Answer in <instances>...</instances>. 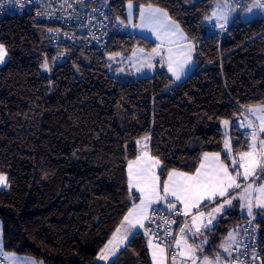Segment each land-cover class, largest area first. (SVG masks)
I'll return each mask as SVG.
<instances>
[{"label": "trees", "instance_id": "1", "mask_svg": "<svg viewBox=\"0 0 264 264\" xmlns=\"http://www.w3.org/2000/svg\"><path fill=\"white\" fill-rule=\"evenodd\" d=\"M130 1L137 9L164 8L185 30L196 64L185 81L177 84L167 70L125 81L113 76L109 56L156 45L137 33L117 32L104 48L78 47L55 44L52 27L30 13L0 24L9 58L0 67V172L10 185L0 191V220L9 253L43 264H97L140 202L129 189L127 165L140 154L136 142L147 136L148 150L162 161L161 181L172 169L194 172L205 152H219L235 173L233 156L249 150L251 137L234 124L242 109L264 105V15L249 22L238 17L222 37L206 19L218 0L110 3L125 19ZM224 120L232 125V155L225 152ZM252 218L261 230L262 264L264 212L250 217L239 207L207 232L201 257L222 255L230 231ZM112 264H153L145 232Z\"/></svg>", "mask_w": 264, "mask_h": 264}, {"label": "snow or ice", "instance_id": "2", "mask_svg": "<svg viewBox=\"0 0 264 264\" xmlns=\"http://www.w3.org/2000/svg\"><path fill=\"white\" fill-rule=\"evenodd\" d=\"M131 7L132 5L130 3L129 8ZM220 8L221 6L218 5L217 10L213 11L212 16L206 17V19L215 17L217 22H219L220 28L223 29L228 22V13L219 10ZM253 8L264 9V0H253V4L249 6L248 11L251 12ZM140 20V24L133 26L149 28L162 43L166 39L170 44L176 43L172 38L177 36L179 40L187 39L179 25L168 16L167 12L164 9L154 7L152 4L140 8ZM120 23H124V21H120ZM159 49V45L157 48H153L152 54L159 55ZM177 49L174 50L172 47L168 48L167 64L169 72L172 73L176 80H180L185 66L192 60L194 45L191 43L187 45L177 44ZM141 51L143 50L141 49ZM6 56L7 51L4 45L0 44V63L4 62ZM144 66L148 68L153 67L150 62H146ZM42 67L46 70L49 68L47 61H45ZM137 70L139 71V69ZM247 111L259 120V131L264 133V105L248 106ZM223 124L228 126L229 121L224 120ZM248 126L252 127L253 123L249 121ZM144 139L145 141L147 140V138ZM252 140L253 143L250 144L249 150L238 153V158H232L235 175L229 170V165L221 159L219 152H205L199 166L194 172L172 169L168 171L167 178L163 181H161L160 176V172L163 171L162 161L158 157L153 156L148 150L147 143H144L140 154L135 159L129 160L127 165L129 189H135L139 193L140 202L134 204L129 209L121 222V226L113 233L108 244L100 250L97 259L107 262L110 257L116 255V252L125 244L129 236L135 234L133 229L144 228L145 235L149 236L148 247L152 253L153 264H166L168 260L166 252L167 245L161 246L160 243H156L153 237H156L157 234L145 227V221H151L149 210L152 208V205L165 202L167 210L177 214H180L177 204L182 205V214L184 216H189L192 209H196L197 214L191 217V228H195L196 234H199L202 228L207 229L208 225L216 219L213 213H223L225 211V205L230 206L232 204L234 197H229V191L234 188L238 189L241 186L237 182V178L242 175L245 180H248L250 177L255 178L258 170L264 172V139L259 140V145H257V135L254 132L252 134ZM136 143L140 144L141 141L138 140ZM224 145L229 155H231L232 149L228 139L224 141ZM9 186L7 174L0 172V188H8ZM253 192L258 193L254 198L256 205L264 207V185L254 188L249 183L244 189V194L239 197L241 200L247 201L246 206L249 216L252 215L253 198L251 193ZM169 197L172 200H169ZM217 197H223L224 200L208 213L210 219L207 223H204L203 217L205 213L199 211V208L203 202L214 201ZM164 223H168V221L165 220ZM172 223H175V221H172ZM191 228L185 223L179 230V237L175 239V245L180 249V264H183L184 260H191L192 264H197L195 253L197 250L202 251L199 246L189 244L185 238L184 234L186 229L191 231ZM165 235H171V233L165 231ZM226 241H230L231 243L221 244V247L225 252L230 253L232 244L237 243L235 234L229 233ZM0 251H2V238H0ZM3 255L9 261V264H19L14 254L3 253ZM171 261L172 264H177L176 254L171 256ZM26 264H38V262L29 259ZM202 264H221V260L219 255H217L215 260H210L205 256L203 257Z\"/></svg>", "mask_w": 264, "mask_h": 264}, {"label": "built area", "instance_id": "3", "mask_svg": "<svg viewBox=\"0 0 264 264\" xmlns=\"http://www.w3.org/2000/svg\"><path fill=\"white\" fill-rule=\"evenodd\" d=\"M235 1L238 8L243 10L248 6L249 0ZM25 13H30L36 23L52 27L51 39L55 44L104 48L117 32L125 30L135 33L126 19L106 0H0V24L8 17ZM213 29L222 37L228 31V28L221 29L219 26H213ZM249 121L253 123L252 127L248 126ZM235 127L248 133L251 138L255 132L257 138L263 139L259 124L246 109H242V115ZM177 208L180 214L168 213L162 207L155 208L147 227L157 234L153 237L156 243L167 245L170 264L173 254L179 256L175 239L179 237V230L186 223L183 209L178 205ZM165 220L168 223H164ZM165 231L171 235H165ZM260 240L261 230L252 218L241 230L233 264H259ZM0 264H9V261L0 257Z\"/></svg>", "mask_w": 264, "mask_h": 264}, {"label": "rangeland", "instance_id": "4", "mask_svg": "<svg viewBox=\"0 0 264 264\" xmlns=\"http://www.w3.org/2000/svg\"><path fill=\"white\" fill-rule=\"evenodd\" d=\"M108 2H112V0H106ZM131 3L132 7L129 8V4ZM253 4V0H249L248 1V6H246L245 9L241 10L238 8L236 1L235 0H218L215 2L214 4V11L217 10V6L220 5L221 8L219 10L225 11L228 13V22L225 25L224 28H229L231 26V24L238 19V17H241V21L242 22H249L252 21L253 19L257 18L260 15H264V9H259V8H253L251 12L248 11L249 6H251ZM142 7V6H141ZM137 9V5L130 1L127 3L126 5V21L127 24L132 28L131 30H133L135 33H145L146 35H149L150 37H152V39H155L157 41H160V39H157V36L154 34L153 31H151L149 28L146 27H134L133 25H138L141 23L140 20V8ZM154 7H158V6H154ZM161 9H164L162 7H158ZM165 10V9H164ZM166 11V10H165ZM168 13V11H166ZM168 16L170 17V14L168 13ZM172 19V18H171ZM173 21H175L174 19H172ZM176 24L179 25L180 29L182 30V32L184 33V35L188 38L185 30L182 28V26L175 21ZM211 22V27L213 28V26H219V22H217V20L212 17L210 19ZM220 27V26H219ZM223 28V29H224ZM142 35V34H141ZM173 40L176 41V43L178 42H182L184 40H179L178 36L177 37H173ZM152 41V40H151ZM164 43H169L168 40H164ZM190 42H183L182 45H187ZM158 46V45H157ZM157 46H154L153 48H157ZM5 47V46H4ZM145 49L142 47H137L131 54H119V55H111L109 56L108 60H109V71L110 73L115 76L118 80L120 81H125V80H130V79H136V78H142V77H148V76H152L154 75L157 71H162V70H168V64H167V56H168V48L169 47H162L160 46V54L159 55H153L152 54V49ZM195 48V46H194ZM6 49V48H5ZM141 49L143 51H141ZM174 50H178L177 47H173ZM7 51V50H6ZM135 53V55H134ZM111 57V58H110ZM8 52H7V56L4 59L3 63H0V67L4 66L7 61H8ZM59 62V61H58ZM146 62H150L153 67L152 68H148L145 65ZM48 63V62H47ZM49 68L46 70L45 68H43V71L45 73H52L51 71V66L48 63ZM196 64L194 61V49L192 51V60L189 64H187L185 66L184 72L181 75L180 80H176L175 77L172 75V77L174 78L175 82L181 83L183 81H185L193 72L194 68H195ZM139 69V71L137 70ZM251 116L254 118L255 122L259 124V120H257L255 118V116H253L251 114ZM231 123L229 122L228 126H225L223 124V130H224V136H225V140L228 139L230 141V145H231V149H232V139H231ZM263 139H264V134L262 133ZM147 138V140L145 141V139L143 138L141 140V146L144 145V143H147V145L150 142V136L145 137ZM259 138H257L256 143L257 145H259ZM253 143V140L251 138V144ZM225 152L229 155V153L227 152V150L225 149ZM231 155H232V151H231ZM235 157V156H233ZM237 158V157H236ZM238 169V166H237ZM242 171V170H241ZM238 178H240V185L242 186V192L241 190L238 191H234V193L230 196V197H234L232 199V204L229 205H225V211L221 214L220 217H222L226 212H228L230 209H233L234 207H239L240 211L242 212L243 215H248V210H247V201L246 200H241L239 197L241 195L244 194V189L245 187L251 183L253 185L254 188H258L261 185H264V172H261L260 170L257 171V175L255 178H249L248 180H245L243 178V176H239ZM9 188V187H8ZM8 188H0V191L3 189H8ZM258 195V193L255 192V196H254V192L251 193V196L253 198V207H252V213H254V211H258V212H264V207H260L256 205L255 202V197ZM221 203V202H219ZM218 203V204H219ZM205 216V215H204ZM219 216H217V219ZM221 219V218H220ZM219 221V220H218ZM217 222H215V226L217 225ZM188 222V220H187ZM186 222V223H187ZM192 223L189 225V227L191 228ZM209 230H205L204 228L201 229V232L199 234L195 233V228H191V231H188V233H186L185 231V238L188 240L189 244L192 245H196L199 246V248L202 249L201 250H197L195 255L196 257L201 256L203 254L204 249L208 246L209 242H210V238L207 235V232ZM230 233H234L235 234V238H236V242L238 241V239L241 236V231L239 234V229H233L232 231H230ZM0 238H2V251H0V257H4L3 253H9L4 249L3 246V222L0 220ZM224 243H231L230 241H224L222 244ZM236 243L232 244V247L230 249V253L232 252V250L234 249ZM176 250L178 251V253L180 252V249L176 247ZM221 253L222 255L219 256L220 260H221V264H229V252H225L224 249L221 247ZM9 254H14L15 257L18 259L20 257L22 258H29L26 257L24 255H19V254H15V253H9ZM217 257L215 258H209L210 260H215ZM34 260V259H33ZM177 260L180 262L181 258L178 256ZM96 263L100 264V262L98 261V259H96ZM191 260H184L183 264H191ZM43 264V263H41ZM198 264H202V262H199Z\"/></svg>", "mask_w": 264, "mask_h": 264}, {"label": "crops", "instance_id": "5", "mask_svg": "<svg viewBox=\"0 0 264 264\" xmlns=\"http://www.w3.org/2000/svg\"><path fill=\"white\" fill-rule=\"evenodd\" d=\"M215 18V17H214ZM142 34V35H141ZM137 35L138 36H140V37H142V38H144V39H147V40H152L151 42H153V43H155L156 45L155 46H157V45H159V46H162V47H164V46H166V47H177V44H182L183 42H190L189 40H188V38L186 39V40H184V41H182V42H178V43H172V44H170V43H162V41L160 42V41H157V40H155V39H152V37H150L149 35H146L145 33H138L137 32ZM192 45H193V43L192 42H190ZM254 116V115H253ZM264 134V133H263ZM142 147H143V145L141 146V144H140V149H142ZM221 159H222V156H221ZM223 160V159H222ZM229 170L231 171V172H233L230 168H229ZM233 174L235 175V173L233 172ZM240 178H237V182L238 183H241L240 182ZM242 184V183H241ZM236 190H238V191H240L241 190V192L243 191L242 190V186H240V188H238V189H236V188H234V189H231L230 191H229V197L234 193V191H236ZM131 191L132 192H135V193H137V194H139L138 192H136V190L135 189H131ZM254 196H255V192H254ZM169 200H172V198L171 197H169ZM223 200H224V198L223 197H217L214 201H205V202H203L202 204H201V206H200V208H199V211H201V212H204L205 213V216L203 217V222L204 223H207V221L210 219V217H209V215H208V213H210L211 211H212V209L214 208V207H216V206H218L220 203L219 202H223ZM162 203L163 202H161V203H159V204H154V205H152V208L149 210V215H150V217H151V215H152V212H153V210L155 209V208H158V207H161V205H162ZM219 203V204H218ZM138 204V203H137ZM180 208H182L183 209V206L182 205H179V204H177ZM257 213H258V211H254V213H252V215L250 216V217H254L255 215H257ZM197 214V210L196 209H192V211H191V214L189 215V216H185V219H186V222H187V220H188V222H187V224L188 225H190L191 223H192V215H196ZM215 216H216V219L215 220H213L212 221V223L211 224H209L208 225V228L207 229H205V230H211V229H213L214 227H215V222H217L218 220H220V216H221V214L222 213H213ZM217 216H219L218 218L219 219H217ZM148 222L149 221H145V227L147 228L148 227ZM121 226V225H120ZM140 231H144L145 232V229L144 228H136V229H133V232L136 234V233H138V232H140ZM186 233H188V230L186 229ZM134 234V235H135ZM239 234H240V230H239ZM134 235H132V236H129V238H128V240L125 242V244L123 245V246H121L120 248H119V250L116 252V255L115 256H113V257H110V259L106 262V261H101V260H98L99 262H100V264H112L113 262H114V260L116 259V257L119 255V253L126 247V245L129 243V241L132 239V237L134 236ZM148 239H149V236H148ZM238 242H239V239H238V241H237V243H236V245H235V247H234V249L232 250V252L230 253V255H229V264H232V261H233V258H234V255H235V251H236V246H237V244H238ZM108 244V243H107ZM162 246V245H161ZM166 252H167V255H168V250L166 249ZM150 254H151V257H152V253H151V250H150ZM221 256V255H220ZM208 258H210V257H208ZM29 259H31V260H33L32 258H22V257H20V258H18L17 260H18V262H19V264H26V262L29 260ZM36 261V260H35ZM152 261H153V259H152ZM203 261V257H201V256H198L197 257V264L199 263V262H202ZM38 262V261H37ZM38 264H41V262H38ZM166 264H170V260H169V255H168V260H167V262H166ZM177 264H180V262L177 260Z\"/></svg>", "mask_w": 264, "mask_h": 264}, {"label": "water", "instance_id": "6", "mask_svg": "<svg viewBox=\"0 0 264 264\" xmlns=\"http://www.w3.org/2000/svg\"><path fill=\"white\" fill-rule=\"evenodd\" d=\"M161 207H162L166 212H168V213H172V212H170L169 210H167V207H166V203H165V202L162 203ZM191 264H192V263H191Z\"/></svg>", "mask_w": 264, "mask_h": 264}, {"label": "bare ground", "instance_id": "7", "mask_svg": "<svg viewBox=\"0 0 264 264\" xmlns=\"http://www.w3.org/2000/svg\"><path fill=\"white\" fill-rule=\"evenodd\" d=\"M235 125V124H234ZM261 256V255H260ZM261 258V257H260ZM259 262H260V260H259Z\"/></svg>", "mask_w": 264, "mask_h": 264}]
</instances>
